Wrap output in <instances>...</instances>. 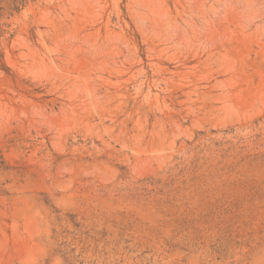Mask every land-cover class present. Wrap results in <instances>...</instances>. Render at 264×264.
<instances>
[{
  "label": "rangeland",
  "instance_id": "obj_1",
  "mask_svg": "<svg viewBox=\"0 0 264 264\" xmlns=\"http://www.w3.org/2000/svg\"><path fill=\"white\" fill-rule=\"evenodd\" d=\"M1 160L0 264H264V0H0Z\"/></svg>",
  "mask_w": 264,
  "mask_h": 264
},
{
  "label": "trees",
  "instance_id": "obj_2",
  "mask_svg": "<svg viewBox=\"0 0 264 264\" xmlns=\"http://www.w3.org/2000/svg\"><path fill=\"white\" fill-rule=\"evenodd\" d=\"M0 163H3V160H1ZM1 190H2V189H1Z\"/></svg>",
  "mask_w": 264,
  "mask_h": 264
}]
</instances>
